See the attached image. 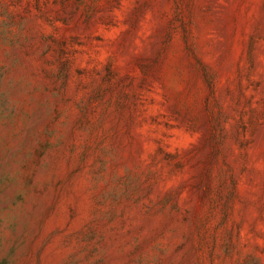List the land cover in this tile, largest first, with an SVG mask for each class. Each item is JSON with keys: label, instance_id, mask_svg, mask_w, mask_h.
<instances>
[{"label": "rangeland", "instance_id": "obj_1", "mask_svg": "<svg viewBox=\"0 0 264 264\" xmlns=\"http://www.w3.org/2000/svg\"><path fill=\"white\" fill-rule=\"evenodd\" d=\"M0 264H264V0H0Z\"/></svg>", "mask_w": 264, "mask_h": 264}]
</instances>
